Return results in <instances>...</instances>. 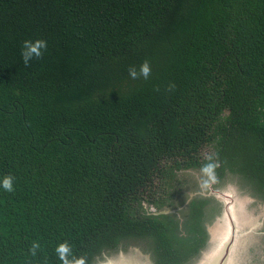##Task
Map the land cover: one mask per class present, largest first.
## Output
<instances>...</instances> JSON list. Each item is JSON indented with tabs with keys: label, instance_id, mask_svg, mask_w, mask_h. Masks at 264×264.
I'll return each mask as SVG.
<instances>
[{
	"label": "trees",
	"instance_id": "16d2710c",
	"mask_svg": "<svg viewBox=\"0 0 264 264\" xmlns=\"http://www.w3.org/2000/svg\"><path fill=\"white\" fill-rule=\"evenodd\" d=\"M208 157L264 202V0H0V264L197 259L212 202L179 174Z\"/></svg>",
	"mask_w": 264,
	"mask_h": 264
},
{
	"label": "rangeland",
	"instance_id": "374dc122",
	"mask_svg": "<svg viewBox=\"0 0 264 264\" xmlns=\"http://www.w3.org/2000/svg\"><path fill=\"white\" fill-rule=\"evenodd\" d=\"M179 179L182 185L180 186V190L183 195L182 199H184L185 201H191L199 196L203 197V195H205V192H208V190L201 192L199 188V181L201 179L200 170L191 171V172H181L179 174ZM240 183L242 185H240ZM216 188L220 190L218 192L216 191L212 192V194H216V197L214 196L209 197L208 194L206 196L210 199L212 203L208 207L209 218L207 219L205 226L209 231L211 240H213V237L218 234V230L220 231V235L222 232H227V234L222 239V242L219 243V245L218 243H215V247H218L219 250L217 254H215V251L213 253H210L211 257L212 256L213 257L208 258L211 260L208 261L207 264H212L213 260H215L216 257L217 258L219 257V254L221 253V251L224 249V247L232 237L234 224L236 225L235 235L238 236V238L240 237V239L243 238V231L244 232L246 231V224L244 221L248 219L243 212L251 215L250 219L253 220L250 226L247 227L248 228L247 230L260 232L264 229V202L250 201L246 198H244V200L243 198L238 199V195L239 196L241 195V197H243V182L241 181L240 178L236 177V179H233L230 176H228L226 179L222 181L221 184L217 183ZM221 201L226 203L227 209L230 206L231 209L230 213L232 214L234 221H232V217H230L229 213H227L228 211L226 209V205L224 204V207H222ZM212 248L213 246L209 244L207 246V251H204L205 255H203V257L205 256L207 257V255L212 250ZM250 252L254 253L255 255L258 254L253 252V248H251ZM134 253H135L134 251L132 252L127 251V254L131 256L135 254H140V253H135V254ZM107 261H104L105 263L103 264H116V263H109ZM112 261H114V259ZM199 263L200 261L198 260L195 261V264H199ZM226 264H228V261H226Z\"/></svg>",
	"mask_w": 264,
	"mask_h": 264
},
{
	"label": "flooded vegetation",
	"instance_id": "af4514ba",
	"mask_svg": "<svg viewBox=\"0 0 264 264\" xmlns=\"http://www.w3.org/2000/svg\"><path fill=\"white\" fill-rule=\"evenodd\" d=\"M215 187V188H214ZM217 187V183L215 185H213V187L211 189L208 190V192H205V195H203L204 197L207 196V194L210 196H214L216 197V194H212L213 191H220ZM207 199H209L208 197H206ZM250 201H263V199L260 198H246ZM210 201V199H209ZM219 202V201H218ZM222 202V207H224V204L226 205V203ZM210 205V203H209ZM209 205L207 206V211L209 210ZM167 206H165L163 209H160V211L153 206L152 207V211H155L156 213L162 212L163 210H165ZM224 211V209H223ZM154 212V213H155ZM172 212H175V210H173ZM244 215L247 216V220L244 221L246 224V231H243V238L240 239V237L238 238V236H236L235 234V241H234V245H233V249L235 248V250H233V254L230 258L227 260L228 264H264V229L260 232H254L252 230H247L248 226H250V224L252 223L253 220L250 219L249 214L244 212ZM254 218V217H253ZM206 224V222H205ZM207 229V228H206ZM208 231V230H207ZM227 234V232H222L220 235V231L218 230V234L216 236L213 237V240H211L210 238V234L208 231V241L207 244L205 246L204 249H201L198 255L197 259H192L190 262H186L184 264H195V261H200L199 264H207L208 261H210L211 259H208L211 257L210 253H213L215 251V254H217L219 248L215 247V243H221L222 239L225 237V235ZM233 234V232H232ZM230 236V235H229ZM212 245L213 248L212 250L209 252V254L207 255V257H203L204 251H207V246L208 245ZM125 248V247H124ZM119 249L118 251H115L114 253L111 254L110 258H108V256L106 255V261L109 263H116V264H157L155 261V258H153V255L151 253H144L142 250H140L138 247H127L125 249ZM251 248H253V252L258 253V254H254L251 253ZM127 251L132 252L134 251L135 253H140V254H135L133 256L127 254ZM214 254V255H215ZM235 256V258H234ZM213 257V256H212ZM211 257V258H212ZM114 259V261H112ZM105 262H100L97 264H103Z\"/></svg>",
	"mask_w": 264,
	"mask_h": 264
},
{
	"label": "clouds",
	"instance_id": "9594fccd",
	"mask_svg": "<svg viewBox=\"0 0 264 264\" xmlns=\"http://www.w3.org/2000/svg\"><path fill=\"white\" fill-rule=\"evenodd\" d=\"M47 49V42L44 40L37 41H25L22 47L21 56L26 67L30 66L33 59H39L43 56V51ZM151 75V66L148 61L142 63L139 70L135 66L129 68V76L131 79H148ZM174 87L171 85L169 90ZM208 163L204 164L201 169V179L199 181V188L201 192L209 190L218 182L217 169L220 167L218 160H213L212 157H208ZM0 187L6 192L14 191V177L5 176L0 180ZM40 249L38 242H33L30 252L33 256L37 255V251ZM55 253L61 264H88V258L86 256L76 257L73 255V249L67 242L59 244Z\"/></svg>",
	"mask_w": 264,
	"mask_h": 264
},
{
	"label": "water",
	"instance_id": "95a60500",
	"mask_svg": "<svg viewBox=\"0 0 264 264\" xmlns=\"http://www.w3.org/2000/svg\"><path fill=\"white\" fill-rule=\"evenodd\" d=\"M226 209H227V205H226ZM227 213H229V216L232 217L231 209L230 206L227 209ZM232 221H234L233 217H232ZM235 231H236V225H233V234L231 239L229 240V242L226 244V246L224 247V249L221 251V253L219 254V257L215 258V260H213L212 264H226V261L229 259L231 251L233 249V245H234V241H235Z\"/></svg>",
	"mask_w": 264,
	"mask_h": 264
}]
</instances>
